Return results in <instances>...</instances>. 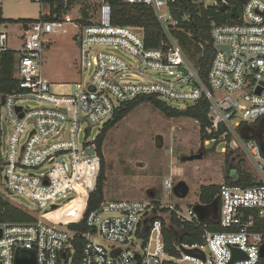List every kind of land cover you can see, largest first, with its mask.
Here are the masks:
<instances>
[{
  "label": "built area",
  "instance_id": "obj_1",
  "mask_svg": "<svg viewBox=\"0 0 264 264\" xmlns=\"http://www.w3.org/2000/svg\"><path fill=\"white\" fill-rule=\"evenodd\" d=\"M123 2L150 7L168 43L159 49L146 48L142 28L112 24L111 6L105 0H99L89 25L74 23L68 16L37 20L21 24L22 34L9 43V24L3 19L0 0V78L7 55L13 53L16 82L11 92H0V194L23 196L37 209L26 211L33 222L0 223V264H15L17 258L33 259L34 264H71L76 239L82 242L81 264H230L232 248L246 256L232 264H259L264 236L252 229L255 220H264V153L259 142L244 138V130L258 131L255 125L264 120V0H246L240 24L211 25L215 52L206 84L172 38L171 30L177 25L171 13L175 0ZM220 2L227 5L226 0ZM203 3L204 7L218 5L217 0ZM64 23L80 29L74 36L78 72L86 74L89 68L92 72L88 82L74 84L71 95L58 96L52 93L42 67L47 45ZM110 49L126 52L132 62ZM141 96L178 103L181 108L206 100L204 134L212 139L204 144H222L223 154L240 151L254 172L252 187L236 185L240 177L235 169L220 185L217 216L211 214L207 220L216 221L224 231L206 230L200 246L177 245V256L164 251L161 219L176 232L170 225L172 213L180 223H202L192 208L103 199L87 211L101 159L95 139H79L81 123L89 130L103 126L121 104ZM28 99L41 106L21 104ZM3 125L9 131L5 144ZM162 186L173 194L170 178H164ZM163 210L169 214L165 216ZM139 233L144 236L140 244L130 241ZM182 248L198 252L189 256Z\"/></svg>",
  "mask_w": 264,
  "mask_h": 264
},
{
  "label": "rangeland",
  "instance_id": "obj_2",
  "mask_svg": "<svg viewBox=\"0 0 264 264\" xmlns=\"http://www.w3.org/2000/svg\"><path fill=\"white\" fill-rule=\"evenodd\" d=\"M98 2L99 0H83L82 5L80 3L73 5L68 15L74 19L78 18L81 7L85 6L93 18ZM1 7L3 19L9 24V43H12L18 34H22L21 24H14V21L37 20L49 10L48 5L33 0H2ZM79 32L78 26L64 23L52 35L50 45H47L44 51L42 74L47 78L55 95H71L74 92V84L76 82L85 84L92 72L91 68L83 75L78 72L79 51L74 36ZM110 51L128 63L132 62L126 52L112 49ZM21 104L31 108L41 106L32 99ZM170 105L175 108L182 107L178 103ZM102 127V124L94 125L89 130L88 125L82 122L79 139L92 141L99 135ZM3 128L5 134L2 142L5 144L9 131L6 125H3ZM88 130L90 133L85 136ZM222 148V144L201 143L199 127L195 121L187 118L169 119L149 104H141L109 131L103 143L102 154L106 164L104 199L149 201L151 204H172L181 209L192 208L199 202L200 187L208 184H223L226 175L235 173V164L239 159H242V167L247 168L254 175L251 165L238 150L234 151L236 160L232 166L225 164ZM196 154H202L201 160L192 162L181 160L182 157ZM164 178H170L174 185L179 182L186 183L189 188L188 195L184 199H178L170 194L162 186ZM149 194H153V197ZM2 195L11 204L25 211L37 210L23 196ZM167 214L168 211L165 216ZM143 239V234L139 233L130 241L140 244Z\"/></svg>",
  "mask_w": 264,
  "mask_h": 264
},
{
  "label": "trees",
  "instance_id": "obj_3",
  "mask_svg": "<svg viewBox=\"0 0 264 264\" xmlns=\"http://www.w3.org/2000/svg\"><path fill=\"white\" fill-rule=\"evenodd\" d=\"M111 6V22L113 25L138 27L143 30V40L146 48L159 49L168 43L167 37L160 24L157 22L155 15L150 7L140 4H129L123 0H105ZM215 7H204L203 0H175L171 5V13L173 19L177 22L175 29L171 30L172 38L177 41L183 50L184 55L189 59L194 68L198 71L201 81L207 83L208 69L215 52L212 40L210 38V28L212 24H229L236 25L241 22L242 8L246 0H226L227 5L221 4L220 0ZM83 4V0H41V4L48 5L49 15H41L37 20L55 21L60 19L73 5ZM81 7V6H80ZM80 10V18L77 20L81 25H89L91 15L88 8L83 6ZM55 17V18H54ZM37 20H17L14 24H23L36 22ZM202 46V48L200 47ZM13 53H9L4 63L2 76L0 78V92H11L16 82L12 78L13 73ZM141 104H149L153 109L157 110L166 118H187L195 121L199 127L200 142L212 138L204 134L207 125L208 102L204 99L195 105L185 106L183 108H175L170 104L160 101L153 96H141L133 101L121 104L113 113L112 119L105 123L95 138L94 144L96 152L101 159V170L97 181L96 191L90 196L87 211L90 212L98 207L104 199V187L106 182L105 169L106 164L102 154L103 143L107 134L111 129L124 120L134 109ZM234 151L224 153V162L228 166H232ZM242 159L235 164V170L238 171L240 180L237 186L247 188L256 185L252 174L247 168L242 167ZM226 182V181H225ZM219 184H210L201 186L198 196V203L210 207L217 200L218 210L220 201L218 198ZM156 207L158 203H155ZM163 212H167L163 210ZM32 216L23 209L13 205L0 194V223H30L33 222ZM162 222V236L164 242V251L171 256H177L178 245H203L204 232L207 230L212 233L223 232L224 230L214 220H207L198 223L196 220L188 223H180L175 215H170V225L177 229L178 236L174 235L167 224ZM72 229L73 226H70ZM254 231L261 232L264 236V220H255ZM179 239V242H178ZM82 242L78 239L74 242V253L72 255L71 264H81ZM67 264V263H64ZM259 264H264V260H260Z\"/></svg>",
  "mask_w": 264,
  "mask_h": 264
},
{
  "label": "water",
  "instance_id": "obj_4",
  "mask_svg": "<svg viewBox=\"0 0 264 264\" xmlns=\"http://www.w3.org/2000/svg\"><path fill=\"white\" fill-rule=\"evenodd\" d=\"M218 48L221 50L227 51L226 47L220 46ZM183 70H184V68H181V71H183ZM263 86H264V84H263ZM260 91H261V89L259 88L257 90V93L259 94ZM244 138L247 139L248 137L245 136ZM259 144H260L261 149L263 151L264 148H263V144L261 143V141H259ZM90 153H92V151H90ZM201 158H202V154H196V155H190V156L182 157L181 160L183 162H192L195 160H201ZM188 193H189V188L186 185V183H184V182H179V183L175 184L173 187V194L178 199H184L188 195ZM149 196L153 197V194H149ZM217 207H218L217 200H214V202L210 205V207H205V206L197 203L192 207V210L195 213L198 221L204 222V221H207L208 217L211 214L213 215L214 218L217 216V213H218ZM172 231H173L174 235L178 236V233L176 231H174V230H172ZM0 237H1V231H0ZM178 242H179V239H178ZM144 246H145V243L142 244L141 248H144ZM182 252L186 255L193 256L198 251H197V249L190 250V249H183L182 248ZM231 252H232V260H231L230 264H232L236 260L246 259L245 254L238 249L232 248ZM198 256L200 259H202V260L204 259V256L202 253H200ZM260 257L262 260H264V245L261 246V248H260ZM15 264H34V260L33 259H27V258H22V259L17 258L15 261Z\"/></svg>",
  "mask_w": 264,
  "mask_h": 264
},
{
  "label": "crops",
  "instance_id": "obj_5",
  "mask_svg": "<svg viewBox=\"0 0 264 264\" xmlns=\"http://www.w3.org/2000/svg\"><path fill=\"white\" fill-rule=\"evenodd\" d=\"M98 6V5H97ZM72 8V7H71ZM70 8V9H71ZM69 9V10H70ZM96 9H97V7H95V9H94V12L96 11ZM67 11L63 16H68L69 18H71L69 15H68V13L71 11ZM48 12H49V10H48ZM47 12V13H48ZM44 14H46V13H43L42 15H44ZM91 15V14H90ZM80 17V16H79ZM79 17L78 18H71L75 23H78L77 22V20L79 19ZM92 19V18H91ZM50 45V44H49ZM44 76V75H43ZM45 78V77H44ZM46 80H47V78H45ZM48 81V80H47ZM255 128L258 130L257 131V133H258V135H259V137H260V141H261V143L263 144V148H264V120H261V121H259V125L258 126H255ZM263 153H264V150H263ZM225 181L227 182L228 181V176L226 175V177H225ZM208 185H210V184H208ZM207 186V185H206Z\"/></svg>",
  "mask_w": 264,
  "mask_h": 264
},
{
  "label": "flooded vegetation",
  "instance_id": "obj_6",
  "mask_svg": "<svg viewBox=\"0 0 264 264\" xmlns=\"http://www.w3.org/2000/svg\"><path fill=\"white\" fill-rule=\"evenodd\" d=\"M244 135L246 137L255 139L257 142H259L261 140L257 131H255V130L246 129V130H244Z\"/></svg>",
  "mask_w": 264,
  "mask_h": 264
}]
</instances>
